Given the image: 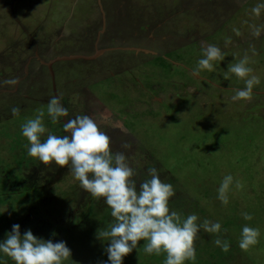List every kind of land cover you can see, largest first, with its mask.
<instances>
[{
    "label": "rangeland",
    "instance_id": "obj_1",
    "mask_svg": "<svg viewBox=\"0 0 264 264\" xmlns=\"http://www.w3.org/2000/svg\"><path fill=\"white\" fill-rule=\"evenodd\" d=\"M23 1L28 0H0V52L8 59V40L12 51L28 36L25 30L41 43L51 41L59 24L71 33L89 24L84 14L96 23L93 30L106 29L98 36L110 50L93 61L56 63L55 76L47 67L46 82L30 88L32 98L11 97L10 115L0 120V242L18 224L21 235L31 230L38 238L66 242L72 256L64 264H109L110 241L98 239L97 232L114 223L111 209L79 186L70 166H45L27 154L21 125L40 110L53 134L70 135L63 132L64 117L53 124L47 115L49 100L58 97L56 85L66 119L84 114L95 119L111 137L112 152L124 153L135 169L137 188L150 179L147 169L156 167L176 193L170 210L183 217L195 214L198 224L221 223L220 238L233 244L225 253L213 243L217 234L201 228L196 259L201 250H208V257L200 264H264V10L259 17L251 12L264 0H101V6L98 0L97 5L96 0L82 5L80 0H37L28 8ZM71 35L72 51H89L80 48L78 34ZM209 45L219 47L224 60L214 62L212 71H197ZM252 47L249 66L260 84L250 100H233L232 88L245 84L234 74L225 79V73ZM69 94L74 98L68 100ZM80 96L83 104L75 107ZM13 107L20 108L18 116L12 115ZM226 175L234 178L227 206L217 198ZM245 212L251 221L244 220ZM51 224L56 229L49 231ZM245 225L260 230L259 242L248 251L239 247ZM144 243L123 264H154L159 257L148 259L152 255L144 252ZM0 258V264H14L2 253Z\"/></svg>",
    "mask_w": 264,
    "mask_h": 264
},
{
    "label": "clouds",
    "instance_id": "obj_2",
    "mask_svg": "<svg viewBox=\"0 0 264 264\" xmlns=\"http://www.w3.org/2000/svg\"><path fill=\"white\" fill-rule=\"evenodd\" d=\"M264 3H259L251 12L259 17ZM254 35L259 29L254 25ZM249 51L246 50L237 62L229 64L224 78L234 74L243 80L245 87L235 90L233 100H250L253 88L260 84V77L250 67ZM224 55L216 45L202 49V58L197 62V71H212L214 62L223 61ZM18 79H5L0 86H14ZM18 116L20 108L11 109ZM47 115L53 124L61 117H68L67 108L59 97L53 96L47 105ZM45 112L40 110L34 118L21 125L22 135L27 139L28 156L38 159L45 166L55 163L59 167H69L70 173L79 186L93 199H103L114 219L105 230H98L97 238L110 241L106 248L109 264H123L126 256L137 249L144 241L143 250L147 255H165L163 264H185L195 261V241L201 228L210 234H217L213 243L227 253L230 243L220 238V222L205 219L201 224L195 214L183 217L179 212L170 210V198L175 196L173 185L162 181L156 167L147 169L146 179L137 188L135 169L124 153H113L111 137L101 130L95 119L84 114L67 119L63 132L70 135L53 134L44 124ZM45 139H42L45 137ZM234 182L232 175H226L219 188L218 199L228 205V192ZM235 187H243L239 180ZM244 220L251 221L253 216L242 213ZM260 230L245 225L242 228L239 247L248 251L259 240ZM0 253L10 258L14 264H64L71 256V250L64 241L38 238L31 230L21 235L20 225L14 224L6 239L0 242Z\"/></svg>",
    "mask_w": 264,
    "mask_h": 264
},
{
    "label": "flooded vegetation",
    "instance_id": "obj_3",
    "mask_svg": "<svg viewBox=\"0 0 264 264\" xmlns=\"http://www.w3.org/2000/svg\"><path fill=\"white\" fill-rule=\"evenodd\" d=\"M41 1V0H38ZM37 0H28L26 4L23 1L24 6L27 8L33 4V2L38 3ZM63 1V0H62ZM83 2H87V0H80V4ZM99 5L101 6V0H98ZM95 5V4H94ZM97 5V0H96ZM38 14V13H36ZM83 19H86L85 25L81 27L79 31L70 32L69 29L65 25L59 24V27L54 28L52 34L54 38L51 41H43L42 43L38 40L36 34L25 30L28 33L27 37L18 43L15 50L12 51V42L8 40L4 43V45L8 46V50L11 51V58L8 59L9 56H6L5 53L0 52V83H2L5 79H18V83L14 86L3 85L0 86V120L3 118H7L10 114L7 112L10 110L8 107V103L12 96L17 95L18 93L22 94V97H26L27 99L32 98L30 88L32 87H40L46 82V79L43 77L45 71H47V67L50 68V64L52 61L60 58V57H77L73 60L81 59L83 61H93L97 60L106 54L110 49L104 48L100 44V36L104 34V27H100L98 29H94V24L91 25V22L88 20L86 14L83 15ZM82 19V20H83ZM101 19V18H100ZM102 19L104 21V25L107 24V20L104 15H102ZM66 29V31H65ZM100 31V36H98ZM64 32V33H63ZM70 33V34H67ZM71 34H78V44L81 45L80 48L87 49L89 51L85 53L74 52L72 51V41L69 38H72ZM94 35V39H93ZM89 39V40H88ZM90 42V43H89ZM11 46V47H10ZM90 52V53H88ZM88 58V59H87ZM8 59V60H7ZM239 58L237 57V60ZM73 60H59L52 64V66L59 62L73 61ZM51 66V68H52ZM130 68V67H129ZM64 73V71L60 70ZM103 70H98V72H102ZM107 72L111 70L106 69ZM53 75L55 76V71L52 69ZM48 88L47 86H44ZM54 91L58 97L59 91L57 86H54ZM88 91V87L86 89ZM69 99L71 100L73 94H69ZM77 101L75 103V107L83 104L82 97H77L74 99ZM107 112V111H106ZM107 112L106 114H108ZM73 114V113H72ZM64 122H67L66 117L63 118ZM56 229V227H55ZM50 233H48L49 235Z\"/></svg>",
    "mask_w": 264,
    "mask_h": 264
},
{
    "label": "trees",
    "instance_id": "obj_4",
    "mask_svg": "<svg viewBox=\"0 0 264 264\" xmlns=\"http://www.w3.org/2000/svg\"><path fill=\"white\" fill-rule=\"evenodd\" d=\"M90 213H92L91 211H90ZM188 215H185V218L187 217ZM32 223H33V221H31ZM38 226H36L35 227V229L37 230L38 228H37ZM52 228H55V227H53V226H51V229L49 230V231H51L52 230ZM49 231H46V233H50ZM230 244L232 245L233 243L232 242H230ZM215 249V248H214ZM206 252H208V250H204L203 252H202V250L199 252V255L197 256V259L194 261V264H200L201 262H202V260H204V259H202V258H206V257H208V255L207 254H205ZM210 253V252H209ZM225 254V253H224ZM153 256H157V255H152V256H150L148 259H151ZM162 256V257H161ZM161 256H158L159 257V259L158 260H154V264H163V261H164V259H165V255H161ZM1 259V258H0ZM3 262H4V260H1V264H3ZM205 262V261H204ZM185 263H186V261H185ZM145 264H151V262H146ZM153 264V263H152ZM186 264H188V263H186ZM205 264H206V262H205Z\"/></svg>",
    "mask_w": 264,
    "mask_h": 264
},
{
    "label": "water",
    "instance_id": "obj_5",
    "mask_svg": "<svg viewBox=\"0 0 264 264\" xmlns=\"http://www.w3.org/2000/svg\"><path fill=\"white\" fill-rule=\"evenodd\" d=\"M76 58H77V57H74V56H71V57H60V58H58V59L52 61L51 64H50V69H51V73H52V75H53V72H52V68H51V66H52L53 63H55L56 61H59V60H73V59H76ZM87 59H88V58H87Z\"/></svg>",
    "mask_w": 264,
    "mask_h": 264
},
{
    "label": "crops",
    "instance_id": "obj_6",
    "mask_svg": "<svg viewBox=\"0 0 264 264\" xmlns=\"http://www.w3.org/2000/svg\"><path fill=\"white\" fill-rule=\"evenodd\" d=\"M220 86V85H219ZM220 87H222V86H220ZM225 89H227L226 87H225ZM232 89H235V90H237V88H232ZM53 224H51V226H52ZM47 235V233L45 232V236Z\"/></svg>",
    "mask_w": 264,
    "mask_h": 264
}]
</instances>
